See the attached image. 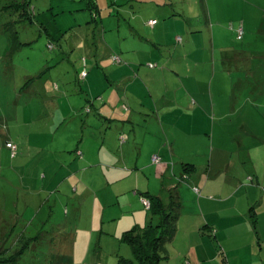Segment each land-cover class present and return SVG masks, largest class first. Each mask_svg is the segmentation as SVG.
I'll list each match as a JSON object with an SVG mask.
<instances>
[{
    "label": "rangeland",
    "instance_id": "rangeland-1",
    "mask_svg": "<svg viewBox=\"0 0 264 264\" xmlns=\"http://www.w3.org/2000/svg\"><path fill=\"white\" fill-rule=\"evenodd\" d=\"M8 1L0 0V8ZM112 2L117 9L121 6L123 14L125 4L121 0ZM164 2L170 8L173 5L178 14L184 13L189 30L196 33L191 55L178 50L176 57H170L173 46L167 54L160 52L170 62L165 67L168 88L162 75L159 80L161 90L179 89L191 99V108L201 109L202 129H197L200 135L196 138L201 145L196 153L203 156L206 168L201 177L211 172L222 180L218 175L229 171L233 173L232 183L239 179L243 187L263 186L264 0ZM109 3L31 0L32 23H13L8 25L9 30L0 26V232H9V241L2 243L0 237V247L7 248L0 253V264H62L61 259L68 257L71 264H119L134 257L122 238L125 221L133 213L116 204L114 191L122 185L104 179L108 169L104 161L115 132L125 131L130 125L118 117V112L124 111L122 116H126L129 109V104L122 103L121 92L130 93L137 87L122 84L120 76L133 75L130 61L135 62L139 51L127 53L118 48L120 44L131 47L129 42H135L125 34L132 29L130 21L133 25L136 20L107 19ZM151 15L164 42L175 18L163 20L158 12ZM5 17L15 19L16 14H1L0 21ZM117 21L124 39L116 38ZM147 21L142 20L144 26ZM103 22L109 25L106 31ZM12 32V38L18 36L19 41L14 47L10 42ZM178 35L165 41V47L174 40L182 44L184 35ZM156 63L144 65L154 69ZM125 64L128 66L120 69ZM159 70L150 74L162 72ZM150 87L157 92L156 86ZM86 92L91 97L88 101ZM73 95L83 99L74 100ZM74 101H94L95 108L102 111L97 112L99 115L96 110L92 113L93 104L74 116L70 113ZM104 110L105 118L100 116ZM126 137L120 134L119 140L124 142ZM7 142L15 149L7 148ZM147 145L151 147L152 143ZM137 150L130 152L136 154ZM215 155L229 159L221 164L220 172L210 166V157ZM170 164V169L175 165L181 172L183 166L190 169L188 165ZM201 170L199 165L197 171ZM172 173L168 170L167 175L176 177V183L186 184ZM150 185L152 195L168 200L169 189L163 178L159 182L151 178ZM193 185L200 193H194L193 201L187 195L183 198L191 206L195 198L205 196L197 183H189L191 190ZM131 194L125 193L122 199L130 201ZM72 216L76 228L72 236L68 231V236L74 240V249L66 254L65 228ZM150 217L152 224L159 220L157 214ZM6 223L11 228H6ZM170 246L165 243L164 248L170 252Z\"/></svg>",
    "mask_w": 264,
    "mask_h": 264
},
{
    "label": "crops",
    "instance_id": "crops-1",
    "mask_svg": "<svg viewBox=\"0 0 264 264\" xmlns=\"http://www.w3.org/2000/svg\"><path fill=\"white\" fill-rule=\"evenodd\" d=\"M112 1L110 0L107 5V19L115 20V18L127 17L129 20H136L133 25L130 21L129 27L132 29L126 30L125 34L129 38L135 39V42L130 41L129 43L133 45L127 48L124 47L125 44H120L118 50L127 53H133L134 50L139 51L135 62L130 61L133 65V75L128 77L126 73H123L120 76L122 84L132 83L131 85L137 87L130 93L121 92L122 103L129 104V109L126 111V116H122L124 111L118 112V117L129 122L130 125L125 131L117 130L115 132L114 137L110 140L112 145H110L107 161H104L108 168L104 172V179L108 183L122 185L119 187L120 189L114 191L116 204L120 209L133 213V217L128 222L125 221L122 233L133 228L139 229L151 223L150 215L152 213L144 207L142 198L144 196L157 197L151 193V188H153V185H150L151 178L158 179V182L163 178L165 187L169 190L174 189L180 202L176 231L172 239L167 242L171 245L170 252L164 248V253L167 254L164 264H264V185L261 186L258 183V186L243 187V183L238 178L237 182L232 183L230 178L233 173L229 171L224 175H218V177H222V180L217 179L213 173L210 174L211 172L208 177L203 179L201 174L206 170L205 162L201 160L203 156L196 153L197 150H201V145L196 140L197 135H200L197 129H202L201 109L191 108V99L179 89L173 92L161 90L162 83L159 80L161 75L165 78V86L168 88V77L165 74L168 70L165 67L170 62H166L165 56L160 52L167 54V51L173 46L174 52L170 57H176L178 50L191 55L195 32L192 29L189 30L190 28L183 18L184 13L178 14L174 6L172 5L170 8L166 4L168 2H164V0H121L126 2L123 14L120 13L121 6H118L117 9L115 7L117 4L111 5ZM152 12L160 13L163 20L168 16L175 18V20H171L175 22H173L174 28L171 29L165 41H171L175 34L177 36L180 33L184 35V41L181 40L182 44L177 45L174 40V44L168 42V48H166L165 41L163 42L162 37L157 35V24L153 27L144 26L142 20H155V17L151 15ZM191 18H193L192 15ZM119 24L117 21L115 35L118 39H124L123 34L120 33ZM108 26V24L102 23L104 31L108 29ZM185 28L188 32H185ZM150 61L157 62L154 69H161L162 72L157 74L151 72L152 74H150V71L154 69L144 65L145 62ZM125 66L128 64L120 65V69ZM142 68L146 69L143 73L140 71ZM152 85L156 86L157 92L152 91L150 87ZM86 94L88 101L91 97L87 92ZM73 99L83 98L73 95ZM86 103L74 101L72 105L74 109H70V113L78 116L79 110L81 113L84 112L86 106H93L94 101ZM94 110L96 111L94 112ZM100 110V108H95L94 104L93 111H91L99 115L97 112ZM130 110L132 111L130 112ZM105 115L106 111L104 110L103 115L100 116L105 118ZM136 115H139L140 118ZM191 133L193 134L191 135ZM120 134L127 135L124 142L119 140ZM147 143H152V146L149 147V144L145 147ZM134 149H138L136 154H131ZM154 156L158 157L157 162L153 161ZM218 156L210 157V166L213 171L220 172L221 164L228 162L229 159ZM170 162L188 164L190 169L183 166L181 172L175 165L170 169L169 167L172 165ZM199 165L202 170L198 172ZM168 170L173 172V176H179L181 179L179 181L186 182V184L176 183V177L173 179L170 174L167 175ZM189 183L199 184L201 194L205 195L195 198L194 201L197 202H194V206L187 205V200H184L185 203L183 202L184 196L187 195L188 200L193 201L194 193H200L197 185H193L194 192L189 188ZM124 187L127 188L124 189ZM248 189L251 192L247 191ZM125 193H132L133 199L130 198V201L122 199ZM7 196L4 194L3 198H7ZM161 201L164 205L169 202L166 197ZM77 206L78 204L76 208ZM74 219L76 220L72 216V220L70 218L67 221L68 225L65 228L67 231V238L64 239L67 248L66 254H71L74 249V240L68 236V231L72 236L73 230L76 228ZM59 226L62 227L63 224ZM5 227L11 228V224L6 223ZM0 237L2 243L6 239L9 241V232L3 229L0 232ZM3 250L5 251L7 248L0 247V253ZM61 262L62 264L64 262L71 264L72 259L68 257L67 260L61 259Z\"/></svg>",
    "mask_w": 264,
    "mask_h": 264
},
{
    "label": "trees",
    "instance_id": "trees-1",
    "mask_svg": "<svg viewBox=\"0 0 264 264\" xmlns=\"http://www.w3.org/2000/svg\"><path fill=\"white\" fill-rule=\"evenodd\" d=\"M2 5L0 8V15H4L11 11L16 14L15 19H7L5 17L6 19L0 21V26L3 30H7L8 25H10V27L13 26V23L26 22L30 24L33 22L31 0H10L4 2ZM1 22H3V24H1ZM13 34L14 32L11 33V38ZM11 38L10 42L14 47L19 42L18 36H14L12 40ZM144 197L150 202L148 210H150L152 214H157L159 220L155 224L148 223L146 226L139 229L133 228L122 233V238L129 244L134 257L132 260L122 259L119 264H162L167 259V254L164 253V245L172 239L176 231V223L180 208L178 195L174 189L169 190V202L167 205H164L158 197Z\"/></svg>",
    "mask_w": 264,
    "mask_h": 264
},
{
    "label": "built area",
    "instance_id": "built-area-1",
    "mask_svg": "<svg viewBox=\"0 0 264 264\" xmlns=\"http://www.w3.org/2000/svg\"><path fill=\"white\" fill-rule=\"evenodd\" d=\"M149 24H151V25L154 24V21H149ZM239 33H241V30H239ZM6 146H8V147L11 148V149H14V147L12 146L11 143H7ZM157 160H158V157H157V156H154L153 161H154V162H157ZM143 203H144V205H145L146 207L149 206L148 201L143 200Z\"/></svg>",
    "mask_w": 264,
    "mask_h": 264
},
{
    "label": "clouds",
    "instance_id": "clouds-1",
    "mask_svg": "<svg viewBox=\"0 0 264 264\" xmlns=\"http://www.w3.org/2000/svg\"><path fill=\"white\" fill-rule=\"evenodd\" d=\"M149 21H154V24H149ZM148 22H147V24L149 25V26H151V27H153L155 24H156V20H149ZM115 57V56H114ZM7 143H10V142H7ZM6 143V144H7ZM13 146V145H12ZM7 148H9L8 146H6ZM14 147V146H13ZM9 149H11V148H9ZM14 149H15V147H14ZM14 149H12V150H14ZM143 200H146V201H148V203H149V206H150V202H149V200H147L145 197L144 198H142V203H143ZM143 205H144V203H143ZM149 206L148 207H146L145 205H144V207H146L147 209L149 208Z\"/></svg>",
    "mask_w": 264,
    "mask_h": 264
}]
</instances>
